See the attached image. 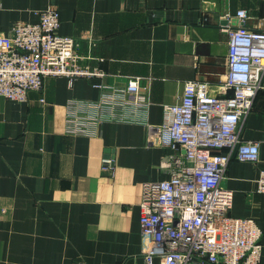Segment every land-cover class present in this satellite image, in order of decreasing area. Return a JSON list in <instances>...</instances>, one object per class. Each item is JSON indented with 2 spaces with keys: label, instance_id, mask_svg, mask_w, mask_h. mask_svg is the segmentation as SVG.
I'll list each match as a JSON object with an SVG mask.
<instances>
[{
  "label": "crops",
  "instance_id": "1",
  "mask_svg": "<svg viewBox=\"0 0 264 264\" xmlns=\"http://www.w3.org/2000/svg\"><path fill=\"white\" fill-rule=\"evenodd\" d=\"M47 9L59 11L58 33L77 40L81 64L104 76L48 78L44 93L32 92L27 102L0 97V264H147L143 185L169 179L163 160L185 153L157 139L163 108L181 103L190 81L231 94L223 88L226 29L245 10L246 27L264 31V0H2L0 35L38 23ZM135 77L149 103L142 122L112 117L88 134L67 131L70 115L100 101V85L122 87ZM240 136L259 143L260 161L234 157L223 185L234 193L231 215L254 219L264 232V194L257 191L264 75ZM262 244L259 264L264 235Z\"/></svg>",
  "mask_w": 264,
  "mask_h": 264
},
{
  "label": "built area",
  "instance_id": "2",
  "mask_svg": "<svg viewBox=\"0 0 264 264\" xmlns=\"http://www.w3.org/2000/svg\"><path fill=\"white\" fill-rule=\"evenodd\" d=\"M2 0H0V9ZM36 24L19 23L10 35H0V97L27 102L32 92L43 94L48 78L103 77L100 70L81 64L77 40L61 36L56 9L39 13ZM240 24L227 27L228 75L214 94L206 83L185 84L181 103L165 105L164 122L157 128L161 145L183 149V156H167L162 166L169 179L143 185L141 238L147 264H259L263 230L252 218L231 215L234 193L223 185L224 172L235 157L258 163V142L242 141L241 122L251 112L264 75V31ZM226 19V18H225ZM102 98L68 117L69 133L83 134L106 120L142 122L149 103L140 94V78L125 86H103ZM42 102L45 101L41 98ZM118 116V117H117ZM150 130H155L146 122ZM264 194V170L257 180Z\"/></svg>",
  "mask_w": 264,
  "mask_h": 264
}]
</instances>
